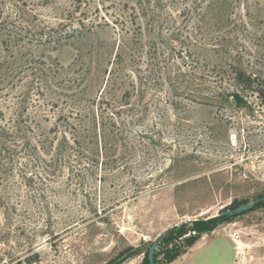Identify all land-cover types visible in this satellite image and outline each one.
I'll return each mask as SVG.
<instances>
[{"label":"rangeland","instance_id":"374dc122","mask_svg":"<svg viewBox=\"0 0 264 264\" xmlns=\"http://www.w3.org/2000/svg\"><path fill=\"white\" fill-rule=\"evenodd\" d=\"M213 1L0 0V264L141 263L187 223L161 262L193 222L264 196V101L229 68L264 79V8L228 0L229 57ZM239 220L240 264H264V203Z\"/></svg>","mask_w":264,"mask_h":264},{"label":"trees","instance_id":"16d2710c","mask_svg":"<svg viewBox=\"0 0 264 264\" xmlns=\"http://www.w3.org/2000/svg\"><path fill=\"white\" fill-rule=\"evenodd\" d=\"M216 4L214 3V1L212 2V4L210 5L211 7L208 8V18L212 19V18H216L217 22L219 24L218 28H216V31L218 32L217 37L220 38V40L217 42L216 45H213V47H211V49H214V54L215 53H225L228 54L229 57L232 56L233 50H231V46L230 44L224 45V40H225V29L226 27H228L230 25V19H229V10H228V0H217L215 1ZM259 5H262L264 8V0H257V4L255 5L256 7H259ZM260 6V7H262ZM228 14V15H227ZM246 14L250 15V9L248 8L246 10ZM256 18V22L258 21L259 24H263L264 27V15H262L261 13L258 14L256 13L255 16L253 15L250 19H255ZM246 24V23H243ZM251 25V24H250ZM213 27L212 25L209 26V29L211 30ZM264 29V28H263ZM211 32H214L213 30H211ZM254 35L256 40V48H257V55H259L262 59H264V30L261 31V33L256 36V33L252 32V36ZM253 38V37H252ZM236 54H238V52L236 51ZM215 56V55H214ZM236 56V55H235ZM263 62V61H262ZM240 63V62H237ZM229 68H231V72L233 75V80L235 82L236 86H241V88L243 89H251L252 85L254 82H257V88H256V92L258 93L257 97L261 100L264 101V79L262 78V74L261 72H259L258 74L254 75V78L252 80V76L253 74H247L246 71L244 69H242L241 66H233V65H229ZM230 97H232L234 99V101L236 103L241 104V98L239 97V95H237V93L233 92L230 95H228ZM27 104L26 101L23 102V104ZM22 104V105H23ZM27 108H25L24 110H26ZM92 119H87L86 123H84V127H89V128H84V131L86 132H92L95 131L94 134H96V122H95V117L91 116ZM91 120V121H89ZM67 121V120H66ZM70 125H72L73 127H71L70 130L73 129V132L71 134V132H69L71 134V137L74 138L75 133L77 132L76 128H74L75 126H77V124L75 125V123H71V122H65L64 124V130H63V141H64V148H66L68 146L66 137H65V133H67V129L70 127ZM83 126V123H79V127L81 128ZM264 196L259 197L257 200L262 199ZM256 200V201H257ZM263 202H259L257 204H255L252 209L248 212H244L238 216H241L243 214L252 212L258 205L263 204ZM247 204V202H243L237 199H233L232 202L226 207V209L224 211L227 210H233L241 205ZM224 211H221L220 214ZM238 216H216L214 218H210V219H203V220H197L196 222H193L194 225H197L199 228H195L193 231L195 232V236H188V238L185 237V247H179L176 244L171 245L169 248L165 249L163 254H162V262L167 264L172 262L173 260H175L177 257H179L180 255H182L183 253L186 252V250L188 248H190L199 238L202 234H206V233H210L212 232L219 224L225 223V222H230L233 219H235ZM185 225H187V223H182L179 226L176 227H172L170 229H168L165 232V237L160 238V240H158V245H157V249L154 253V263L155 264H159V260H158V249L160 247V242L162 240H165L169 234L173 233V232H179L180 230H182L183 228H185ZM145 247V244H142ZM151 246V244L147 245L146 248V252L144 253V258L142 260V262L140 264H148L147 261V252L149 250V247ZM135 251V250H134ZM134 253V254H132ZM138 254H143V252H139V251H135V252H131L129 253L127 256L119 259V262L115 264H122L124 261H126L127 259L131 258L132 256L138 255Z\"/></svg>","mask_w":264,"mask_h":264},{"label":"crops","instance_id":"0c3cea01","mask_svg":"<svg viewBox=\"0 0 264 264\" xmlns=\"http://www.w3.org/2000/svg\"><path fill=\"white\" fill-rule=\"evenodd\" d=\"M214 217L216 216H212L206 219ZM239 218L240 216L236 217L230 222L219 224L212 232L202 234L200 238L190 248L186 250L185 253H183L175 260L167 264H240V261L236 257L233 243L230 239V233L240 232L241 229H245L244 227L242 228L240 226L241 221L239 220ZM179 225L181 224H175L172 227H176ZM222 236L223 238L228 239L231 243V253L230 250H227L222 246V241L219 240V238H221ZM122 264L140 263H136L134 258H129ZM159 264L165 263L161 261Z\"/></svg>","mask_w":264,"mask_h":264},{"label":"water","instance_id":"95a60500","mask_svg":"<svg viewBox=\"0 0 264 264\" xmlns=\"http://www.w3.org/2000/svg\"><path fill=\"white\" fill-rule=\"evenodd\" d=\"M263 201H264V197L262 199H260V200H257L255 202H253L252 204H244V205H241V206H239V207H237V208H235L233 210H227L225 212H222L220 214V216H223V217H225V216H230V217L238 216V215H240V214H242L244 212L250 211L255 204H257L259 202H263ZM165 235H166L165 232L162 233L158 237L157 241L160 240V238L165 237ZM157 241H155V242H153L151 244V246L149 247V250L147 252V261H148V264H155L154 263V253H155V251L157 249V245H158V242Z\"/></svg>","mask_w":264,"mask_h":264},{"label":"built area","instance_id":"2783aa9c","mask_svg":"<svg viewBox=\"0 0 264 264\" xmlns=\"http://www.w3.org/2000/svg\"><path fill=\"white\" fill-rule=\"evenodd\" d=\"M230 239L233 243L236 257L239 260L245 254L246 245L243 243L241 234L239 232L230 233Z\"/></svg>","mask_w":264,"mask_h":264}]
</instances>
